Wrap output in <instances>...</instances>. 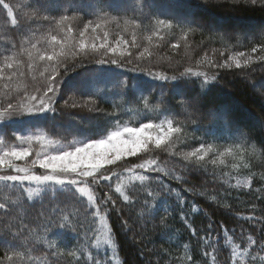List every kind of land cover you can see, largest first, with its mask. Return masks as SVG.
<instances>
[{
	"label": "snow or ice",
	"instance_id": "obj_1",
	"mask_svg": "<svg viewBox=\"0 0 264 264\" xmlns=\"http://www.w3.org/2000/svg\"><path fill=\"white\" fill-rule=\"evenodd\" d=\"M237 2L244 3L248 0H237ZM250 3L255 5L257 0H250ZM260 3L264 4V0H260ZM78 4H87V7L74 5L72 0H66L59 7L58 14L53 15L51 9L41 0H27V3L23 5H16L17 14L14 13L12 5L5 3V0H0V6L11 18V28L22 29V36L18 41L6 40L8 46L0 49V81H4L0 84V123L13 116L21 117L45 112L56 114L58 97L67 75L91 65L115 66L124 72L140 73L152 82L165 86L171 85L175 95L180 97L179 112L167 106L163 90L157 96L155 88L145 91L140 81H130L126 76H120L115 82L111 80L94 82L96 73H88L74 86L75 89H84L87 99H84L82 103L74 102L71 105L66 99L63 102L65 107L89 108L90 111L104 113L116 119L125 113L135 112L146 122H138V126L117 124L108 130L106 135H101V138L89 137L86 141L66 147H58V141L48 139L44 135L16 134V140L21 143L15 146H3V138L0 137V172L15 173L0 174V181L10 188L19 186L17 196H23L29 204L41 205L33 216L34 225H30L23 219H19L17 224L13 225L9 220L7 235L10 239L3 245L5 250L0 255V264H32L34 260L39 261L41 256L44 258V264H52L53 259L60 256L75 257L79 261L80 256L77 255L76 250L63 251L56 243H48V239L52 237L51 233L58 228L69 230L74 234V240L85 244L84 254L92 264H110L108 261L93 260L92 253L88 250L92 246L98 247L99 241V237L96 241L91 240L90 231L93 234L103 231L104 243L108 246L113 244L108 214L116 207L117 201L109 192L100 195L97 189L102 186V182H108L110 189L111 182L114 181L115 193L120 194L123 201L128 204L140 205L146 222L154 219L159 210H163L166 215L160 219V226L166 228V221L171 213L166 206L160 204V200L173 193L177 195L179 193L177 189L165 183L162 176L167 177L168 180L186 184L189 175L202 173L206 184H215L218 181L228 183L224 178L229 176V173L223 170L228 167V158L233 161L232 169L239 170L241 164L244 169H249V164L244 161L250 160L256 154L255 148L251 152L247 151L245 148L247 135L239 129L233 131V125L226 112L211 114L213 120L221 121L223 130L222 132L213 130L209 135L214 139L224 138L239 141V143L230 144L227 147L214 145L207 142L203 136H196L195 132L190 133L188 129L202 117L201 103L199 97L187 98L186 90L182 85L199 81V88L203 94L219 82L222 70H234L241 74L250 70V73H254L257 63L264 68V31L258 38L247 39L224 33L221 37L224 40L244 39L246 44L243 46L247 50L235 51L222 62L208 61L206 67L214 72L209 76L208 71H201L193 66L185 67L180 62L175 65L151 64L152 53L147 47L139 52L137 63H133L132 60V49L137 47L136 30L144 27L145 22L154 29L146 37L149 44L154 37L163 39L161 31L169 32L173 29H179L187 40L189 33L203 31L198 22L180 21L168 15L154 14L153 0H139V12L132 9L131 16L128 15L129 9L124 3L114 6L109 0H78ZM112 25L122 29L114 42L108 40L109 32L106 30ZM130 31L131 39L129 40L125 38V35ZM90 33L95 34V39L91 43L88 40ZM211 39L210 36L209 40ZM171 47L177 49L180 45L176 43ZM220 55L224 56L225 53L221 52ZM141 60L148 62V66L141 67L139 63ZM41 64L46 65L42 72L39 71ZM195 64L203 66L205 62L196 60ZM21 67L26 68L27 72L19 71ZM28 73H38V76H31L33 81L31 86L25 85L22 90L14 89L12 82L26 77ZM108 92H114L115 95L107 97L105 94ZM130 93L135 96L137 107L136 109L125 108L123 112H107L99 106L96 99L104 98L106 102L112 103L113 108L119 109L121 103H127L126 98ZM153 101H155L154 104ZM154 111L157 112L155 117L152 116ZM169 114L183 115L184 118L174 122ZM160 116L163 118L161 119ZM193 141L199 143L190 151L176 150L177 146L189 147ZM25 142L27 146H24ZM33 142L41 144L45 150L36 152L30 165L21 167L16 161L25 160L33 155ZM161 152L168 154V160L160 159ZM132 157L139 162L130 163L128 158ZM170 161H175L181 167L178 169L174 164L169 168ZM121 162L129 166L120 169ZM209 165L213 166L211 170ZM37 166L44 172L39 173ZM134 181L140 182L141 191L136 192L135 196L125 194L126 187ZM153 182L159 186L155 192L151 187ZM242 183L245 187L249 186V181L240 180H237L236 186ZM57 186L62 191L71 192L72 198L45 206L43 199L45 191L51 187L53 198H55ZM184 191L191 192L193 189L185 188ZM197 195H204V193L198 192ZM85 198L86 207L83 208V218H81L79 206L85 202ZM149 200L152 203H149ZM215 200L216 197H213V201ZM16 203V199L0 203V213L10 217L11 205ZM179 203L183 207L185 202L180 199ZM223 207L229 206L223 205ZM116 210L122 212V209ZM196 210V206L193 205V211ZM250 210L255 213L256 205L253 204ZM97 218L99 226L92 227ZM180 218L191 234L196 236L197 229L191 226L184 212L180 213ZM89 219L91 225L86 227L85 221ZM245 219L254 222V227L259 225V231L264 233V216L251 215ZM123 224L125 230L130 228L127 220H124ZM221 228L226 230L223 223ZM214 230V224L210 221L206 229L208 235L200 239L203 240L205 248L211 246L214 252H218L220 238L212 235ZM38 232L43 233V238L37 235V242L46 244V249L41 256H34L32 253L35 245L29 244V239ZM3 235L5 232L0 231V236ZM225 239L231 240L232 237H225ZM247 241L248 247L243 250L239 245L233 246L231 264H242L245 257L249 264H255L257 257L252 255V252L256 250L257 245L260 250H264V239L257 240L249 235ZM209 255L208 251L203 252L204 257ZM216 259V255H213V264ZM260 259L264 260V257Z\"/></svg>",
	"mask_w": 264,
	"mask_h": 264
},
{
	"label": "trees",
	"instance_id": "obj_2",
	"mask_svg": "<svg viewBox=\"0 0 264 264\" xmlns=\"http://www.w3.org/2000/svg\"><path fill=\"white\" fill-rule=\"evenodd\" d=\"M41 2L51 9L53 15H57L59 7L66 0H41ZM72 2L74 5L87 7V4L79 5L78 0H72ZM109 2L114 6L124 3L129 9V16L132 14V9L139 12V0H109ZM5 3L12 5L14 13H17L16 5H23L27 3V0H5ZM153 12L154 14L159 13L175 17L180 21H182V17H186L188 20L198 22L203 31L189 33L187 40H185L179 29H173L165 32L162 35L164 36L163 39L153 38L151 44L144 40L139 33L141 42L136 40L137 48L143 50L146 47L148 48V51L152 53L150 63L164 65L171 63L175 65L180 62L185 67L193 66L198 67L199 70L208 71L209 76L213 75L214 72L206 67L208 61L222 62L223 59H226L225 57L235 51L247 50L243 46L246 44L244 39L240 41L235 38L224 40L221 38L224 33L247 39L249 37L258 38L260 33L264 31V4H261L260 0H257L255 5L251 4L250 0L244 3H238L237 0H153ZM207 25L212 26L213 29H209ZM142 29L141 32L145 36L153 30L147 25V22H145ZM21 36L22 29L11 28V18L7 16V11L0 6V37H4L3 40L6 42V40L11 39L18 41ZM210 36L212 37L211 40H209ZM201 41H204V43H201ZM176 43H179L180 47L173 49L171 45ZM186 43L187 47H185ZM5 47L7 46L3 48ZM213 49H216V51H213ZM221 52L225 53V57L220 55ZM153 56L156 58L154 59ZM203 56H207L208 59H204ZM137 58L132 59L133 63L138 62ZM196 60H203L205 64L197 66L195 64ZM139 63L141 67L148 66L146 61L141 60ZM45 66L41 64L39 71H44ZM23 69L24 67H21L19 71ZM255 69L254 73H250L249 70V72L243 74L234 70H222L219 82L203 94H201L199 88V81L187 82L182 85L186 90L187 98L199 97L201 103L202 117L188 131L190 133L195 132L196 136H203L207 142L214 145L227 147L230 144L239 143V141L224 138L214 139L209 135L213 130L217 132L223 130L221 121L219 119L213 120L211 114L213 112H226L233 125V131L239 129L247 135V143L245 144L247 151L251 152L253 148L256 149V154L250 160L246 159L244 161V163L249 164V169H244L243 164H241L239 170L232 169L231 163L233 161L228 158V167L223 169L229 173V176L224 178L228 183L218 181L215 184H206L202 173L189 175L186 184H180L162 176L164 182L177 189L179 193V195L173 193L160 200V204L166 206L171 213L166 221V228L160 226V219L166 215L163 210H159L154 219L146 222L140 205L128 204L123 201L120 194L115 193L114 181L111 182L110 189L108 182H102V186L97 189L100 195L109 192L113 199L117 201L116 207L108 214V223L113 233V244L108 246L104 243L103 231H98L95 234L90 231L89 235L92 241H96L99 237L98 247L88 248L92 253L93 260L108 261L110 264H213L212 256L216 255L215 264H231L233 246L239 245L241 250L248 247L247 238L249 235L257 240L264 239V233L259 231V225L254 227V222L245 219L251 215L264 216V68L257 63ZM88 73H96L94 82L105 80L115 82L120 76H126L130 81H140L145 91L155 88L157 96L163 90L167 106L175 112H179L178 102L180 97L175 95L171 85L165 86L158 82H152L140 73L124 72L115 66L98 67L91 65L70 72L63 82L60 96L65 93L70 104L74 102L79 104L87 99L86 94L83 92L84 89H75L74 86ZM30 74V80L32 75L38 76V73ZM2 83L4 81H0V84ZM31 84L28 83L27 85L30 87ZM12 86L14 89L19 88L22 90L25 84L17 86V82L13 81ZM105 95L112 97L115 93L108 92ZM60 96L56 105V114L37 113L32 117L23 118L21 116L15 121L4 122L0 124V137L12 146L18 145L21 142L16 140V133L24 135V129L30 126L31 128H38L39 132L37 133H40V135L58 141L60 147H66L78 141H86L89 137L101 138V135H106V132L117 126V124L138 126V122H146L135 112L134 114L125 113L119 119H116L106 116L104 113L90 111L89 108L65 107ZM96 99L99 106L107 112H123L125 108L136 109L137 107L135 96L132 93L126 98L127 103H121L119 109L113 108L112 103L106 102L104 98L97 97ZM154 103L155 101H153ZM156 115L157 112L154 111L152 116L155 117ZM169 115L174 122L184 118L183 115ZM160 118L162 119L163 116H160ZM157 122L159 121L157 120ZM198 143V141H193L187 148L177 146L176 150L190 151L192 148L197 147ZM159 157L162 161L168 160L167 153L161 152ZM128 161L131 163L138 160L132 157L128 158ZM174 164L178 169L181 167L175 161H170L168 167L171 168ZM128 165L121 162L119 167L122 169L128 167ZM212 167L209 165L210 170ZM237 180H247L249 186H236ZM151 187L154 192L159 188L155 182ZM185 188H192L193 191H184ZM18 191L19 186L10 188L0 181V203L6 200H17L15 206L11 205L10 217H5L3 213H0V231L5 232V235L0 236V255L5 250L3 245L10 239L7 235L9 220L13 225H16L19 219L34 225L33 216L41 206L39 203L29 204L23 196H17ZM138 191H141L140 182L134 181L126 187L125 194L135 196ZM198 192H202L204 195H197ZM221 196L225 198L222 199ZM213 197H216L215 201H213ZM71 198V192L62 191L59 186L56 187L55 198H53L51 187L45 191L43 196L45 206L56 201H68ZM180 199L185 202L183 207L179 203ZM149 203H152V201L149 200ZM253 204L257 208L255 213L250 210ZM193 205L197 209L195 212L193 211ZM223 205L229 207L224 208ZM84 207H86V198L85 202L79 206L81 218H83ZM117 208L122 209V212L117 211ZM181 212H184L188 217L191 226L197 229L196 236L191 234L189 228L180 218ZM101 214H103V209H101ZM124 220H127L130 225L128 230L124 228ZM210 221L215 227L212 235L220 238L217 246L220 249L218 252H214L211 246L205 248L203 240L200 239L208 235L206 229ZM222 223L226 226V230H222ZM89 225H91L90 219L85 221V226L88 227ZM91 226L98 227L99 219L97 218L96 223ZM37 235L41 239L43 238V233L38 232L30 237L29 244L35 245L32 254L41 256V253L46 249V244L37 242ZM51 235L52 237L48 239V243H56L59 249L63 251L76 250L77 255L80 256L79 261L75 257L60 256L53 259L52 264H92L88 261L87 255L84 254L85 244L74 240V234L69 230L54 229ZM225 237H232V239L226 240ZM204 251H208L210 255L204 257ZM252 255L257 257L255 264H264V260L260 259V257H264V250H260L259 245L252 252ZM32 264H44V258L41 256L39 261L34 260ZM242 264H249L247 257H245Z\"/></svg>",
	"mask_w": 264,
	"mask_h": 264
},
{
	"label": "rangeland",
	"instance_id": "obj_3",
	"mask_svg": "<svg viewBox=\"0 0 264 264\" xmlns=\"http://www.w3.org/2000/svg\"><path fill=\"white\" fill-rule=\"evenodd\" d=\"M182 19V21H185V20H188V18H186V17H182L181 18ZM41 26H43V25H41ZM207 27L209 28V29H213V27L212 26H209V25H207ZM108 32H109V36H108V40L109 41H111V42H114L115 41V39H116V37H117V34H120L121 32H122V29L121 28H118L117 26H115V25H112V26H110L108 29H106ZM154 30V29H153ZM152 30V31H153ZM141 31H143V29L141 28V29H139V30H136V36H137V41H140L141 42V38H140V35H139V33L142 35V37L144 38V40H146L147 41V39H146V37L148 36V35H150L151 34V32H150V34H146V36L145 35H143L142 33L143 32H141ZM149 32V31H148ZM165 32L164 31H161V36L164 34ZM102 35V34H101ZM236 35H237V33H236ZM126 37H128V38H126ZM162 37H164V36H162ZM125 38L126 39H131V31L128 33V34H126L125 35ZM95 39V34H89V36H88V40H89V42L91 43L93 40ZM154 39H159V38H155L154 37ZM4 42V43H3ZM98 42V41H97ZM4 46H8L7 44H6V42L3 40V39H0V48H3ZM137 49H138V51H137ZM143 51V49H141V48H133L132 49V52H133V56H132V59H136L138 56H139V52H142ZM229 55H231V54H229ZM154 57V56H153ZM204 57V59H206L207 58V56L205 57V56H203ZM225 57V56H224ZM156 57H154V59H155ZM225 58H227V57H225ZM208 59V58H207ZM40 70V69H39ZM202 71V70H201ZM21 72H27V69L26 68H24ZM31 74L30 73H28V75L26 76V77H24V78H20V79H17V80H14V81H16L17 82V86H20V84H25V85H27L28 83L29 84H31V80H30V78H29V76H30ZM63 96V97H62ZM65 96V97H64ZM59 98V97H58ZM60 98L62 99V101L64 102V100H68L69 98L65 95V93L63 94V95H61L60 96ZM69 102V101H68ZM69 105H71L70 103H69ZM37 114V113H36ZM130 114H134V112H132V113H130ZM34 114H31V115H24L23 116V118H26V117H32ZM36 116V115H35ZM17 118L18 117H16V116H13V117H10V118H8L5 122H7V121H15V120H17ZM4 123V122H3ZM0 124H2V123H0ZM37 132H39V129L38 128H31L30 126L27 128V129H24V136H27V135H40V133H37ZM16 134H20V133H16ZM21 135V134H20ZM18 142H19V140H18ZM78 142H80V141H78ZM77 142V143H78ZM76 144V143H75ZM24 145L25 146H27V143L25 142L24 143ZM3 146H12L11 144H9V143H7L6 141H3ZM58 147H60L61 145H57ZM45 150V148L41 145V144H39V143H36V142H33V144H32V151H33V155L32 156H30V157H28V158H26L25 160H22V161H16V163L18 164V165H20L21 167H25V166H28V165H30L31 164V160L32 159H34L35 158V153L36 152H43ZM137 162H139V161H134V162H131V163H137ZM124 165H125V163H124ZM120 166V165H119ZM129 166V165H128ZM120 168V167H119ZM37 170H38V172L39 173H43L44 172V170L43 169H38V166H37ZM0 174H15L14 172H0ZM240 181H247V180H240ZM241 186H244V184L242 183L241 184ZM13 206H15V205H13Z\"/></svg>",
	"mask_w": 264,
	"mask_h": 264
}]
</instances>
